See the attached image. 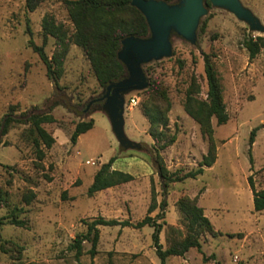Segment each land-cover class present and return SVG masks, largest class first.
<instances>
[{"label": "rangeland", "instance_id": "374dc122", "mask_svg": "<svg viewBox=\"0 0 264 264\" xmlns=\"http://www.w3.org/2000/svg\"><path fill=\"white\" fill-rule=\"evenodd\" d=\"M65 1L45 0L28 11L25 0H0V121L6 114L17 118L50 106L55 119L42 124L54 143L49 148L41 145V160L36 157L29 123L16 119L7 133L0 134V264H159L150 226H98L93 256L89 240L82 242L78 257L70 247L98 217L141 220L147 215L152 188L156 209L149 215L162 224L163 248L187 234L177 207L183 196L196 199L216 232L201 236V252L191 248L188 254L167 257L165 264H264V210H253L248 183L250 176L256 190L264 187V49L250 59L243 45L249 36H264V0H237L252 23L223 5L210 0L205 5L203 0L205 12L192 39L170 26L169 52L137 63L145 85L114 90L123 98L121 138L114 130L109 103L99 99L105 87L99 86L82 48L68 44L54 83L29 46V39L42 45L44 17L67 34L73 32ZM57 50L56 36L48 35L46 55L51 58ZM205 55L217 72L228 114L224 124L211 119L216 160L196 178L164 189L142 105L152 88L165 93L168 134H175L176 140L160 154L170 172L197 168L208 141L186 113L184 102L192 78L199 85L195 95L206 99ZM128 76L127 69L124 78ZM130 98L137 103L132 105ZM88 120H93V127L72 144L75 124ZM110 157L116 158L111 168L131 174L132 180L88 195L95 172Z\"/></svg>", "mask_w": 264, "mask_h": 264}, {"label": "trees", "instance_id": "16d2710c", "mask_svg": "<svg viewBox=\"0 0 264 264\" xmlns=\"http://www.w3.org/2000/svg\"><path fill=\"white\" fill-rule=\"evenodd\" d=\"M43 1L45 0H25V7L28 11H34ZM130 1L66 0L69 19L73 25V32L70 34H67L66 30L56 25L53 20L44 17L42 21V45L34 44L31 39L28 42L32 50L38 54L44 63L47 76L56 83L60 75L63 58L67 53L68 44L71 42L81 47L84 51L100 87L106 88L108 84L123 79L126 76L127 69L125 64L118 58L122 40L129 36L144 38L149 35V27L144 15L135 6H132ZM161 1L171 2L173 0ZM204 4H209V0H204ZM28 32L31 33L30 30ZM48 35L56 36L58 42V50L53 53L51 58L44 51ZM243 45L248 51L249 58L253 59L261 49H264V36H249L243 40ZM204 72L208 86L206 99H200L195 95V93L199 92V85L192 78V82L186 90L184 102L186 113L198 123L202 135L208 141L207 152L202 156L197 168L184 173L170 172L160 154L162 150L176 140L175 134H168L167 111L169 110V103L165 93L157 88H152L147 101L142 105V112L149 122L148 134L153 140V162L162 179L164 189L170 183L183 181L186 178H196L204 172L206 167H211L216 160V147L212 139L211 119L215 118L218 125L224 124L228 120V114L222 99V89L217 72L213 62L207 55L204 57ZM52 105H56V102H53ZM50 109L51 106L48 110L23 113L17 118L12 114H6L0 121V134L7 133L10 123L16 119L29 123L36 157L41 160L44 155L41 145L49 148L54 143V137L42 126L44 123L55 122L54 117L50 114ZM92 127L93 120L77 122L70 135L71 143L75 144L77 138ZM254 136L255 129L250 133V144L254 142ZM115 159V157H110L107 162L100 165L87 189L88 195L132 180L131 174L111 168ZM248 183L252 191L253 210L257 212L263 211L264 187L256 190L250 176L248 177ZM32 197L33 194L26 201L29 202ZM177 207L186 223L187 234L183 238L171 242L166 248H163L159 242L162 224L158 223L155 217L149 215L156 209L155 191L153 188L147 215L141 220L131 222L129 220L98 217L88 223L87 232L78 235L70 247L75 249V255L78 257L82 254V242L89 240L91 242L89 253L93 256L96 253V245L99 239L98 226L119 225L133 228L150 226L153 228L152 240L155 253L159 258V264H165V260L169 256L184 255L190 248H196L201 252V236L205 233L211 235L216 233L210 220L204 215L202 207L197 205L195 198L183 196L177 201ZM14 222L20 225L23 224L22 221ZM91 234L92 236L90 237ZM210 258L214 259V256L211 255ZM207 259L208 257L203 255L202 260L207 261ZM215 264H219V262H215Z\"/></svg>", "mask_w": 264, "mask_h": 264}, {"label": "water", "instance_id": "95a60500", "mask_svg": "<svg viewBox=\"0 0 264 264\" xmlns=\"http://www.w3.org/2000/svg\"><path fill=\"white\" fill-rule=\"evenodd\" d=\"M210 1L214 4L223 5L238 16L246 18L251 23L253 22L250 14L241 8L237 0ZM130 4L139 9L144 15L150 30V36L145 38L129 36L122 40L118 58L127 67L129 76L108 84L105 93L99 98L106 99L109 103L112 124L119 138H121L122 132L123 98L114 90H125L145 85L144 75L137 63L141 60H147L151 56H159L169 52L166 38L170 26H175L180 33L192 39L198 20L205 12L203 0H181L180 3L174 5L161 0H131Z\"/></svg>", "mask_w": 264, "mask_h": 264}, {"label": "built area", "instance_id": "2783aa9c", "mask_svg": "<svg viewBox=\"0 0 264 264\" xmlns=\"http://www.w3.org/2000/svg\"><path fill=\"white\" fill-rule=\"evenodd\" d=\"M129 101L132 105H135L137 103L136 98H130Z\"/></svg>", "mask_w": 264, "mask_h": 264}, {"label": "crops", "instance_id": "0c3cea01", "mask_svg": "<svg viewBox=\"0 0 264 264\" xmlns=\"http://www.w3.org/2000/svg\"><path fill=\"white\" fill-rule=\"evenodd\" d=\"M191 249V248H190ZM190 249L186 252V254H188L189 253V251H190Z\"/></svg>", "mask_w": 264, "mask_h": 264}]
</instances>
